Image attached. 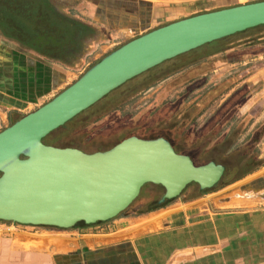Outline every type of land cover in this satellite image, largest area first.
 <instances>
[{
	"label": "crops",
	"instance_id": "obj_1",
	"mask_svg": "<svg viewBox=\"0 0 264 264\" xmlns=\"http://www.w3.org/2000/svg\"><path fill=\"white\" fill-rule=\"evenodd\" d=\"M236 5L237 0H0L3 128L23 116L9 106L46 99L43 105L67 87L69 75L89 68L130 39ZM244 55L239 53L237 59ZM262 162L215 191L190 194L185 189L161 208L159 219L154 210L121 212L63 234L18 232L0 238V264H264ZM243 180L235 191L217 195ZM141 194L149 197L148 191Z\"/></svg>",
	"mask_w": 264,
	"mask_h": 264
},
{
	"label": "water",
	"instance_id": "obj_2",
	"mask_svg": "<svg viewBox=\"0 0 264 264\" xmlns=\"http://www.w3.org/2000/svg\"><path fill=\"white\" fill-rule=\"evenodd\" d=\"M264 25V0L193 15L152 29L110 51L49 101L0 131V220L70 228L109 220L145 184L157 204L190 183L212 188L223 166L194 165L162 138L128 136L104 151L44 145L42 139L126 81L208 43Z\"/></svg>",
	"mask_w": 264,
	"mask_h": 264
},
{
	"label": "rangeland",
	"instance_id": "obj_3",
	"mask_svg": "<svg viewBox=\"0 0 264 264\" xmlns=\"http://www.w3.org/2000/svg\"><path fill=\"white\" fill-rule=\"evenodd\" d=\"M262 34H264V29H262ZM208 50L210 48L206 46L199 47L195 57L201 58L202 56L199 61L188 63L176 72L168 73L162 78L154 75L155 72L152 68V71L148 72V70L144 74L126 81L122 84L123 86L120 85V88L112 90L113 92L110 91L108 96L105 95L98 100L95 106L105 105L107 101H110L100 115H94L87 119V112L77 114L65 126L50 132L47 139L52 140L53 144L59 147L71 145L85 152H94L97 148L106 149L131 134L136 133L146 138L154 137L169 124L170 121L167 118H170L175 110H189L192 101L195 104L204 97V94L208 93L206 96L210 98H208L209 101L200 106V109L189 113L193 116L192 120L185 121V124H189L188 126L192 128L191 136L196 137L204 124L216 113H219L216 125L220 128V132L238 131L235 140L231 143L230 158L236 161L240 156L245 154V157H249L255 151L257 157L259 156L257 160L264 161V51L254 56L244 55L240 59H237L239 54L236 53H223L218 58L207 57L204 59ZM168 64L164 65L168 66ZM86 69L69 75L66 85H70ZM149 76L152 77L149 78ZM232 98L234 99L231 100ZM45 100L29 102L24 106L12 105L9 107H15L14 109L19 114L24 115L36 109ZM0 110L2 109L0 108ZM256 117L259 118L255 119ZM81 119H84V122ZM4 124L6 125V122L0 120V129ZM256 128L259 129L258 133L262 131L257 147H243L245 138ZM181 139V142L185 144L191 143L190 140ZM178 149L181 150V147ZM256 175L253 174L249 178ZM245 181H238L224 187L217 195L233 192L240 188ZM146 185L147 188L145 187L141 191L142 193L144 190L148 191L149 197L138 194L122 213L144 214L154 208L163 190L159 186ZM221 187L217 184L205 193ZM187 189L190 194L196 191V187L192 185ZM170 204L172 201L154 209V214L158 215L156 219L160 218L161 208L170 206ZM69 229L71 227L22 225L17 228L16 233L25 232L33 235L52 236L66 233ZM6 237L8 236L0 238ZM169 264H174V262Z\"/></svg>",
	"mask_w": 264,
	"mask_h": 264
},
{
	"label": "trees",
	"instance_id": "obj_4",
	"mask_svg": "<svg viewBox=\"0 0 264 264\" xmlns=\"http://www.w3.org/2000/svg\"><path fill=\"white\" fill-rule=\"evenodd\" d=\"M262 29H264V25H259V26L244 30L242 32L235 33L228 37H225V38H222L217 41L204 45L207 48H210V50L206 52L204 59L214 54H221L225 52L226 50H231V51H228V53L230 54L236 53L237 55L240 53V54L254 56V55L262 53L264 51V34H262ZM213 46H216L215 47L216 49ZM228 47H231V49ZM198 50L199 48L194 49L187 53L178 55L170 60H167L161 63L160 65H157L156 67L153 68L155 72L154 75H157L159 78H162L166 76V74L168 73L176 72L179 68L187 65L188 63L199 61L202 58V56L201 58H195L197 56L196 52H198ZM165 63H169L168 66L164 65ZM153 69H150V70L152 71ZM150 70L148 72H150ZM151 77L152 76H149V78ZM117 88H120V86ZM207 94H204V97L198 100L197 103L195 104H193L194 101H192V104L190 105L189 110L188 109L175 110L173 115L170 118H167V120L170 121L169 124L166 127H163L158 132V134L152 137V138H156L161 135H164L168 139V142L170 143L174 151L179 154L187 155L191 159L194 165H202L209 161H212L215 164H220L223 166L222 175L217 181V183L212 188L206 189V190H199L196 184L190 183L182 190L184 191L185 189H187L188 187L192 185L196 187L198 194H202V193H205L213 189L217 184L223 187L236 180H239L245 175L255 171L258 167L262 166V163H263L262 161L257 160V153L255 151L254 153H251L249 157H245V154L244 156L241 154L242 156H240L236 161L230 158L229 152L232 146L231 143L232 141L235 140L236 135L238 134V131L229 130V132H225V133L220 132L219 131L220 128H218V126L216 125V119L219 114L218 115L215 114L214 116H212V118L209 119L204 124V126L202 127L198 135H196V137L191 136L190 132H192L191 131L192 128L188 126L189 124L188 125L185 124V121H188L189 119L192 120L193 116L192 114H189V113H191L193 110L195 111L197 109H200L199 108L200 106L205 105L209 101L208 100L209 97L206 96ZM106 96H108V94ZM233 99L234 98H232L231 100ZM113 101H114V98H113ZM97 102L91 105L86 110L80 112L79 114L87 112L86 114L87 117H91L94 115H100L102 111L105 109V106L110 103V101H107L105 105L95 106ZM221 111L222 110L220 109V113ZM72 119H70L69 121H67L60 127L65 126V124L70 122ZM213 120H215V122H212ZM257 130L259 129L258 128L254 129L247 136L243 147L250 148L256 144V142L259 140V138L262 135V131L258 133ZM48 136L49 135H46V137H44L41 141L44 143L51 142L52 140L47 139ZM181 138H183L185 141L190 140L189 142L191 143L185 144L181 142L182 140ZM67 147L73 148L74 146L68 145ZM178 147H181V150H179ZM106 149L97 148L95 149V151H104ZM143 187L140 189L139 194H141V190L143 189ZM169 201L171 200H165L161 204L156 203L154 208H151L148 211L154 210L166 204ZM96 223H93V224H96ZM90 225L92 224L85 225L82 222H78L74 224L71 228L79 227L81 229L83 228L85 229L89 227Z\"/></svg>",
	"mask_w": 264,
	"mask_h": 264
},
{
	"label": "built area",
	"instance_id": "obj_5",
	"mask_svg": "<svg viewBox=\"0 0 264 264\" xmlns=\"http://www.w3.org/2000/svg\"><path fill=\"white\" fill-rule=\"evenodd\" d=\"M239 4H245L246 0H237ZM20 224L12 223L9 221L0 220V237L1 236H10L14 232H16L17 228H19Z\"/></svg>",
	"mask_w": 264,
	"mask_h": 264
},
{
	"label": "flooded vegetation",
	"instance_id": "obj_6",
	"mask_svg": "<svg viewBox=\"0 0 264 264\" xmlns=\"http://www.w3.org/2000/svg\"><path fill=\"white\" fill-rule=\"evenodd\" d=\"M86 117V116H85ZM88 118H90V117H87V119ZM81 121H83L84 122V119L82 120L81 119ZM130 136H135V137H137V138H141V139H152V137H149V138H146L145 136H141V135H139V134H131ZM159 137H162V138H164V139H166L167 141H168V139L164 136V135H161V136H159ZM52 142V141H51ZM51 142H46V143H44V142H42L44 145H49V146H54V147H59L58 145H55V144H53V142L51 143ZM73 148H76V149H78V150H81L82 152H85L84 150H82V149H80V148H77V147H73Z\"/></svg>",
	"mask_w": 264,
	"mask_h": 264
},
{
	"label": "bare ground",
	"instance_id": "obj_7",
	"mask_svg": "<svg viewBox=\"0 0 264 264\" xmlns=\"http://www.w3.org/2000/svg\"><path fill=\"white\" fill-rule=\"evenodd\" d=\"M13 234H16V232H14Z\"/></svg>",
	"mask_w": 264,
	"mask_h": 264
}]
</instances>
